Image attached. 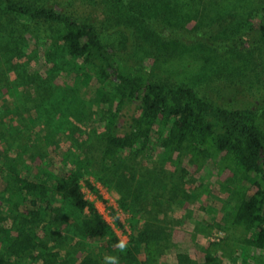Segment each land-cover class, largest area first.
I'll list each match as a JSON object with an SVG mask.
<instances>
[{
	"label": "trees",
	"instance_id": "obj_1",
	"mask_svg": "<svg viewBox=\"0 0 264 264\" xmlns=\"http://www.w3.org/2000/svg\"><path fill=\"white\" fill-rule=\"evenodd\" d=\"M154 2L140 18L144 27L158 30L160 27L149 22L158 23L155 18L164 13L168 22L172 19L178 25L177 2ZM137 3L141 5L138 11L145 12V0ZM207 3L186 0L183 7L189 12L193 6ZM133 5L129 2L131 9ZM153 9L161 11L155 18L148 14ZM208 11L223 13L213 7ZM0 13L58 25L56 48L49 53L62 72L98 84L86 86L84 93L102 126L97 141H84L86 123H75L67 131L70 146L57 163L48 158L33 171L20 168L14 159L8 162L0 203V264H60L69 206L78 213L74 226L81 235L106 240L108 249L113 247L112 252L124 264H161L166 253L175 255L170 264H239L247 250L259 251V261L264 263V100L255 106L232 108L198 95L191 87L152 81L146 72L121 65L86 19L53 5L0 0ZM247 28L221 42L211 35L206 41L239 46L242 36L252 31L264 52V5ZM18 46L28 44L20 40ZM208 161L215 165L219 186L230 201L224 209V222L208 224L209 229L222 231L223 238L209 241L211 230L195 226L204 237L198 247L204 249L205 261L198 262L190 250L172 241L171 229L162 218L173 210L167 205L191 202L199 194V187L187 188L189 171L183 162L192 172L201 173ZM90 176L112 191L119 207L131 213L132 233L123 250L111 226L83 194L82 183L89 185ZM143 184L149 188L142 189ZM148 190H153L151 196ZM7 220H11L9 227ZM105 262L106 257L85 252L76 264Z\"/></svg>",
	"mask_w": 264,
	"mask_h": 264
},
{
	"label": "rangeland",
	"instance_id": "obj_2",
	"mask_svg": "<svg viewBox=\"0 0 264 264\" xmlns=\"http://www.w3.org/2000/svg\"><path fill=\"white\" fill-rule=\"evenodd\" d=\"M31 1L53 5L86 19L121 65L131 71L146 72L152 81L191 87L198 95L232 108L255 106L264 100V52L257 46L253 32L245 33L239 46H216L220 43L211 45L206 41L210 35L221 42L241 29L248 31V24L257 16L264 0H207V6H193L189 12L183 7L186 0H145V12L138 11L141 6L135 5L138 0ZM154 1L177 2L178 25L172 19L168 22L165 13L162 18H155L161 11L153 9L148 14L158 23H149L160 28L144 27L146 24L140 18L154 7ZM129 2L134 4L133 9ZM212 7L223 13L213 15L208 11ZM224 13L227 14L222 16ZM57 29L56 24L18 20L0 13V203L4 201L7 164L12 159L20 168L33 171L48 158L59 162L70 146L67 131L75 123H86L84 141L100 138L98 112L89 106L84 93L86 86L98 84L94 79L85 82L80 75L75 77L61 71L58 60L49 53L56 48L53 45ZM20 40L28 46H18ZM152 143L156 145L155 138ZM183 163L189 171L187 188L199 187V194L191 202L167 205L173 210L167 211L162 219L171 229L172 241L190 250L198 262H204V249L198 247L204 237L195 226L210 231L208 224L213 220L224 222V209L230 200L227 191L219 186L221 180L212 161L206 163L201 173L192 172L191 166ZM167 168L170 169L169 165ZM87 180L90 186L82 183L85 198L94 203L120 242L128 243L132 233L131 213L119 207L116 195L106 186L92 176ZM142 186L149 188L148 184ZM147 194L151 196L153 190ZM4 208L7 209L5 205ZM66 213L70 216L60 264H76L85 252L106 257L104 264H110L108 257L124 264L112 252L113 247L108 249L106 240L81 235L74 226L76 218L79 219L75 210L69 206ZM10 225L11 220H7L6 226ZM223 236L222 231L211 230L207 239L217 241ZM260 255L259 251L247 250L239 264H264L259 261ZM174 261L172 253L161 257V264Z\"/></svg>",
	"mask_w": 264,
	"mask_h": 264
},
{
	"label": "clouds",
	"instance_id": "obj_3",
	"mask_svg": "<svg viewBox=\"0 0 264 264\" xmlns=\"http://www.w3.org/2000/svg\"><path fill=\"white\" fill-rule=\"evenodd\" d=\"M120 248L121 250H123L124 248H126V244L122 242L120 244ZM107 260L110 262V264H118V260L115 257H108Z\"/></svg>",
	"mask_w": 264,
	"mask_h": 264
}]
</instances>
